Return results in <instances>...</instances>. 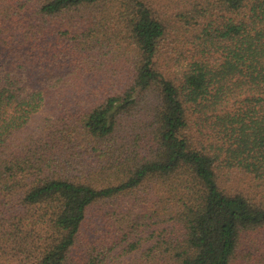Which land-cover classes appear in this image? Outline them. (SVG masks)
Masks as SVG:
<instances>
[{"label":"trees","instance_id":"16d2710c","mask_svg":"<svg viewBox=\"0 0 264 264\" xmlns=\"http://www.w3.org/2000/svg\"><path fill=\"white\" fill-rule=\"evenodd\" d=\"M0 264H264V0H0Z\"/></svg>","mask_w":264,"mask_h":264},{"label":"rangeland","instance_id":"374dc122","mask_svg":"<svg viewBox=\"0 0 264 264\" xmlns=\"http://www.w3.org/2000/svg\"><path fill=\"white\" fill-rule=\"evenodd\" d=\"M132 256H135V254H133ZM129 259H130V257L128 256V257H126V258L123 259V262L129 261Z\"/></svg>","mask_w":264,"mask_h":264}]
</instances>
